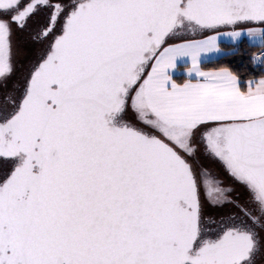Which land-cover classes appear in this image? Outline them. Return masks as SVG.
I'll use <instances>...</instances> for the list:
<instances>
[{"label": "snow or ice", "instance_id": "1", "mask_svg": "<svg viewBox=\"0 0 264 264\" xmlns=\"http://www.w3.org/2000/svg\"><path fill=\"white\" fill-rule=\"evenodd\" d=\"M0 264H264V0H0Z\"/></svg>", "mask_w": 264, "mask_h": 264}, {"label": "trees", "instance_id": "2", "mask_svg": "<svg viewBox=\"0 0 264 264\" xmlns=\"http://www.w3.org/2000/svg\"><path fill=\"white\" fill-rule=\"evenodd\" d=\"M232 47L233 45L228 42H224L222 44V48L225 50L230 49ZM236 59H237L236 57L229 55L227 51H223L218 57L214 59L205 60V63L203 66L204 67H215V66L222 65L226 62H229V61H235Z\"/></svg>", "mask_w": 264, "mask_h": 264}, {"label": "crops", "instance_id": "3", "mask_svg": "<svg viewBox=\"0 0 264 264\" xmlns=\"http://www.w3.org/2000/svg\"><path fill=\"white\" fill-rule=\"evenodd\" d=\"M225 42H228V41H225ZM228 43H230V42H228ZM220 54H221V52H219V53H209V54H207L206 60L214 59V58L218 57ZM184 67H187V66H184Z\"/></svg>", "mask_w": 264, "mask_h": 264}]
</instances>
